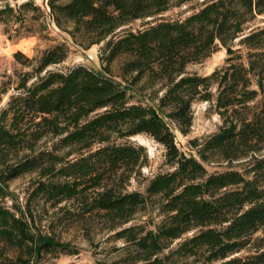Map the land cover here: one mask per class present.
Listing matches in <instances>:
<instances>
[{
  "label": "trees",
  "instance_id": "16d2710c",
  "mask_svg": "<svg viewBox=\"0 0 264 264\" xmlns=\"http://www.w3.org/2000/svg\"><path fill=\"white\" fill-rule=\"evenodd\" d=\"M46 5L0 0V23L10 25L11 37L21 29L40 33L48 19L84 48L102 43L103 73L60 66L69 51L64 40L34 56L12 53L19 67L0 83V264L75 253L53 225L88 229L93 220L121 245L115 258L90 264H264V24H255L264 0ZM184 5L181 16L164 17ZM220 46V66L205 75L187 70ZM117 60L121 81L111 69ZM198 101L220 123L190 139L196 155H186L174 129L189 132ZM136 134L161 144L170 166L143 191L128 186L141 177L146 150L121 141ZM25 174L33 178L21 204L6 185ZM152 203L161 216L154 228L135 222ZM45 205L55 210L49 231L39 225Z\"/></svg>",
  "mask_w": 264,
  "mask_h": 264
},
{
  "label": "rangeland",
  "instance_id": "374dc122",
  "mask_svg": "<svg viewBox=\"0 0 264 264\" xmlns=\"http://www.w3.org/2000/svg\"><path fill=\"white\" fill-rule=\"evenodd\" d=\"M22 2L24 0H17ZM47 0H34L45 11L47 9ZM200 1V0H198ZM186 5L182 7H173L166 11L163 15L168 18H175L182 15V11L186 9ZM256 25L264 24V15H260L255 20ZM10 25L0 23V83L7 74H11L18 66L14 61L12 53L20 50L28 56H34L44 48L58 42L66 41L69 45L67 58L60 66L71 65L74 63H82L98 72L103 73L101 68L100 51L102 43L94 44L88 48H84L74 42L70 35L59 30L54 23L47 19V28L40 33H31L30 31L21 29L18 35L9 37L6 29ZM10 31V30H9ZM226 57V48L220 46L218 50L206 57L200 62L191 63L188 65L189 72H197L199 74H209L214 68L220 66ZM119 61H115L112 66V74L114 78L121 81L118 74ZM7 99V95L3 97L1 104ZM193 121L189 132L183 135L178 130L174 129L175 140L178 148L186 155H196V149L190 144V139L197 138L201 140L206 135L216 130L220 123V119L216 113L209 107V103L205 101L195 102L192 106ZM131 141L144 146L147 153V161L141 167V177L138 180L132 179L128 190L143 191L150 177L158 172L170 170V166L165 160V150L161 144L156 142L146 134H136L122 139L121 141ZM223 164H213L209 166V170H222ZM236 168H241V163L234 164ZM33 175L25 174L12 179L6 185L8 192L15 200L24 204L27 192L29 191L30 183ZM11 200H7L10 204ZM42 207V206H41ZM47 213H43L41 223L39 224L43 231L49 221L54 217L51 207L45 205ZM39 209V208H38ZM54 214V215H53ZM161 219L158 214L156 205L150 204L148 208L137 214L135 222H146L147 227L154 228L156 223ZM49 231V230H47ZM53 231L58 236L63 245H67L71 249H75V253L55 252L46 254L42 257L40 264H90L96 259L111 260L116 257L117 251L115 247L121 245L120 241H115L112 238V232L100 229L96 220H93L87 228L82 224H54ZM179 240H176L171 245V248L176 247Z\"/></svg>",
  "mask_w": 264,
  "mask_h": 264
}]
</instances>
